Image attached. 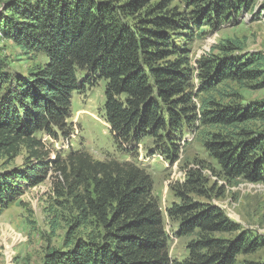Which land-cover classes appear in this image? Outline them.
Returning <instances> with one entry per match:
<instances>
[{"label":"trees","instance_id":"1","mask_svg":"<svg viewBox=\"0 0 264 264\" xmlns=\"http://www.w3.org/2000/svg\"><path fill=\"white\" fill-rule=\"evenodd\" d=\"M0 17V39L42 59L24 75L0 58V158L28 155L23 167L0 172V216L27 187L54 175L52 192L75 217L60 248L43 264H264L241 261L264 248L213 200L241 182L264 184V101L241 90H264V55L244 53L239 40L219 42L193 58L204 27L216 32L256 16L258 0H14ZM208 31V33H209ZM218 51V54L214 53ZM106 82L104 117L120 155L180 160L188 133L206 157L183 163L165 211L152 174L137 160H94L69 144L72 99ZM235 84L239 89L225 88ZM185 144V143H184ZM108 156L112 154L108 153ZM174 237L189 239L173 258Z\"/></svg>","mask_w":264,"mask_h":264},{"label":"rangeland","instance_id":"2","mask_svg":"<svg viewBox=\"0 0 264 264\" xmlns=\"http://www.w3.org/2000/svg\"><path fill=\"white\" fill-rule=\"evenodd\" d=\"M14 0H0V17L7 16L6 4ZM172 6L182 8L185 0H171ZM261 6L264 0H258ZM208 27L204 39L195 45L193 58L210 53L213 47L225 40H239L243 44L244 53H261L264 55V11L261 7L256 16L246 14L237 24L223 25L216 32ZM209 31V33H208ZM214 53L218 54V51ZM0 58L10 63L12 68L24 75H31L38 71L43 61L39 57L26 56L14 44L0 39ZM239 89L235 84L228 83L225 88ZM106 82L100 81L87 88L82 93H76L72 99L73 132L69 144L62 137L59 140L44 141L53 151L52 156L62 154L63 151L82 148L89 151L94 160L107 157H118L120 160H137L152 174L155 182V193L160 199L161 207L165 211L176 202L171 191V184L184 177L183 163L194 157H206L199 140L193 133H188L183 143L180 160L174 165L164 158L148 155L147 149L140 147L136 159L131 156L120 155L113 138L108 130L104 117ZM241 93L246 103L264 101V90L242 89ZM108 153L112 156H108ZM27 153L23 151L16 158H0V172L23 167L27 162ZM54 175L41 184L27 187L17 197L15 202L0 216V264H43L46 252L51 247L60 248L70 232L71 221L75 217L72 208L61 207L57 197L52 192ZM213 203L222 208L235 222L259 236H264V184H250L241 182L237 186L227 188L226 195ZM170 234V249L173 258L182 260L187 254L186 244L189 239H176L174 231L176 225L166 220ZM241 261H264V248L247 257H240Z\"/></svg>","mask_w":264,"mask_h":264}]
</instances>
